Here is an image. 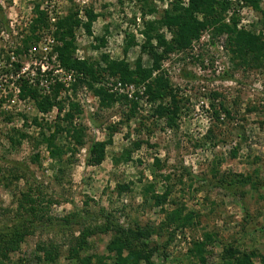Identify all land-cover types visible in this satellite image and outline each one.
Segmentation results:
<instances>
[{
    "label": "rangeland",
    "instance_id": "1",
    "mask_svg": "<svg viewBox=\"0 0 264 264\" xmlns=\"http://www.w3.org/2000/svg\"><path fill=\"white\" fill-rule=\"evenodd\" d=\"M228 1L237 28L264 38L260 13ZM171 2L0 0V230L24 219L27 232L5 264H114L119 245L121 256L133 248L150 264H264V64L230 62L226 33L203 32L188 53L169 54L161 70L184 103L170 128L142 87L109 81V91L136 106L102 107L85 85L74 89L75 73L57 59L56 24L76 14L74 57L100 62L107 54L150 68L144 24ZM85 13L93 16L88 27ZM23 80L37 99L61 85L59 104L40 111L34 97L20 96ZM70 104L79 110L72 126L83 129L77 142L61 131ZM93 141L103 147L99 164L87 163ZM54 147L60 153L52 158ZM23 194L30 211L19 209ZM84 229L91 234L72 258ZM38 246L56 259L44 261Z\"/></svg>",
    "mask_w": 264,
    "mask_h": 264
},
{
    "label": "trees",
    "instance_id": "2",
    "mask_svg": "<svg viewBox=\"0 0 264 264\" xmlns=\"http://www.w3.org/2000/svg\"><path fill=\"white\" fill-rule=\"evenodd\" d=\"M139 1L143 2L146 0ZM238 2L242 3V7L249 6L256 13H260L259 24L264 28V9L260 6V0H238ZM143 7L145 8V6ZM232 9V2L228 0H186V2H183V0H172L170 7L166 8L158 19L147 21L144 24L143 34L145 35V44L142 46V50L152 62L150 68L143 67L139 63V60L132 67L125 61L110 59L107 54H101L99 58L100 62L74 57L76 47L74 44L75 34L73 28L79 25L80 20L76 14H72L58 21L56 24L57 31L54 32V35L58 43H60L56 47L57 59L63 67L75 73L76 83L73 84L74 89L79 85H85L98 97L102 107H109L116 102H120L125 105L128 104L129 110L133 111L136 106V102L128 99L127 94L109 91L105 83L112 81L115 85L118 82L121 84L122 89L130 85H133L134 88L142 87V94L149 98V102L153 106L154 115L156 117L165 116L168 127L171 128V121H174L179 115L184 103L177 97L176 91L169 85V80L165 74L166 71L161 70L162 66L160 62L167 59L169 54L174 52L188 53V51L192 50V41L198 40L203 32H209L212 38L226 33L228 40L225 45L228 46L231 54L230 62L237 60L240 66L246 67H253L255 65L259 67L264 64V38L260 33L256 34L248 30L238 29L239 16ZM229 11H231V14L226 19ZM2 15L3 11L0 6V17ZM85 17L86 22L83 25L88 27L92 23L93 16L85 13ZM33 22V25H36L37 21L33 20ZM163 30L168 33L169 38H166ZM32 31L34 32V30ZM152 40H154V44ZM100 41L103 43L102 39ZM153 73H155L154 76ZM95 84H99V86L95 87ZM50 88L52 90L50 94H42L37 99V89L28 85L23 80L20 84V96L26 97L30 95L34 97L37 109L46 112L51 107L59 104L56 101V96L61 89V85L57 84L50 86ZM136 95H138L137 92L135 93ZM218 105L228 115V109L224 108L223 103H219ZM70 106V111L68 110L63 117V120L70 124L66 125V128H63L61 131L66 130L67 133H71V136L77 142L82 138L83 129L80 127L81 125L72 126L71 122L74 113L78 114L79 110H77V105L75 104H70ZM211 106L214 107L213 103H211ZM214 114L216 119H218L216 112ZM50 138H44V142L49 141ZM49 143L52 145L51 141ZM50 151L52 158L59 156L60 152L57 147L52 148ZM88 156V164H99L103 159V147L101 144L93 141L89 147ZM30 199L29 194H23L19 203V209L24 210V212L30 211L31 207H25V204H28ZM25 221L24 219L18 220L11 228L4 227L0 230V264H5L4 259L8 258V252L17 250L19 243L27 235ZM30 221L28 220L27 222ZM115 231L122 233L123 230L115 228ZM139 233L137 231L134 235H143ZM90 234L91 232L87 231V229L82 231L81 235L77 237L79 243L71 246L69 249L70 257L80 259L79 251L85 248L86 236ZM38 249L44 253L43 260L46 262H53L57 257L56 253H52L45 246ZM132 249L130 248L128 254L123 257L121 256L122 246L119 245L116 251L118 259L114 264H140L141 259L150 264L148 254L146 255L143 251ZM232 253H235V251L233 250ZM87 262L88 260L84 261V264H87ZM238 264L246 263L239 260Z\"/></svg>",
    "mask_w": 264,
    "mask_h": 264
}]
</instances>
